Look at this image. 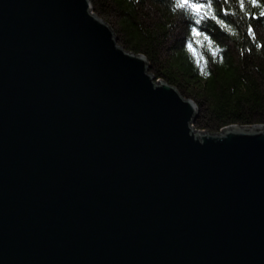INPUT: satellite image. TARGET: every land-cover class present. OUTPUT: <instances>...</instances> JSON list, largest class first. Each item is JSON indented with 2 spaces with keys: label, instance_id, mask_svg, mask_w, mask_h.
Listing matches in <instances>:
<instances>
[{
  "label": "water",
  "instance_id": "95a60500",
  "mask_svg": "<svg viewBox=\"0 0 264 264\" xmlns=\"http://www.w3.org/2000/svg\"><path fill=\"white\" fill-rule=\"evenodd\" d=\"M93 7L0 0V264H264V124L194 129Z\"/></svg>",
  "mask_w": 264,
  "mask_h": 264
},
{
  "label": "trees",
  "instance_id": "16d2710c",
  "mask_svg": "<svg viewBox=\"0 0 264 264\" xmlns=\"http://www.w3.org/2000/svg\"><path fill=\"white\" fill-rule=\"evenodd\" d=\"M92 2L122 45L147 57L156 80L197 103V128L264 124V0H209L199 16L178 0Z\"/></svg>",
  "mask_w": 264,
  "mask_h": 264
},
{
  "label": "snow or ice",
  "instance_id": "6c2138e0",
  "mask_svg": "<svg viewBox=\"0 0 264 264\" xmlns=\"http://www.w3.org/2000/svg\"><path fill=\"white\" fill-rule=\"evenodd\" d=\"M176 7L180 9L188 8L190 13H196L199 16L202 11L205 15L207 14V9L211 7V3L209 0H204V3H190V0H178ZM202 19L203 16L200 19H196L195 24L199 25ZM196 34L200 35L201 33L197 32Z\"/></svg>",
  "mask_w": 264,
  "mask_h": 264
},
{
  "label": "rangeland",
  "instance_id": "374dc122",
  "mask_svg": "<svg viewBox=\"0 0 264 264\" xmlns=\"http://www.w3.org/2000/svg\"><path fill=\"white\" fill-rule=\"evenodd\" d=\"M105 20V19H104ZM106 21V20H105ZM109 24H111L110 22H108ZM111 26H112V24H111ZM112 28H113V30L115 31V29H114V26H112ZM115 33H116V31H115ZM117 34V33H116ZM117 37H118V35H117ZM117 40H118V42H119V44H121L122 45V43L120 42V39L119 38H117ZM149 72H152L153 73V71L151 70V69H149ZM194 129H199V128H197L195 125H194ZM202 130V129H201Z\"/></svg>",
  "mask_w": 264,
  "mask_h": 264
}]
</instances>
